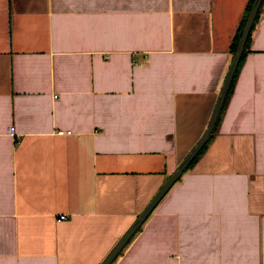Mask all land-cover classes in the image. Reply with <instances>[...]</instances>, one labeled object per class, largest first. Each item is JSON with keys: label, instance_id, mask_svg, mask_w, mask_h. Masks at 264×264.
<instances>
[{"label": "crops", "instance_id": "crops-1", "mask_svg": "<svg viewBox=\"0 0 264 264\" xmlns=\"http://www.w3.org/2000/svg\"><path fill=\"white\" fill-rule=\"evenodd\" d=\"M249 3L0 0V264L104 261L205 131ZM113 264H264V0L210 142Z\"/></svg>", "mask_w": 264, "mask_h": 264}, {"label": "water", "instance_id": "water-1", "mask_svg": "<svg viewBox=\"0 0 264 264\" xmlns=\"http://www.w3.org/2000/svg\"><path fill=\"white\" fill-rule=\"evenodd\" d=\"M263 0H254L251 6V9L248 13L246 22L240 34V38L235 50V53L232 58V62L228 69L226 78L220 90L219 96L217 98L216 104L214 106L212 115L208 122V125L203 132L202 136L190 150V152L185 156V158L178 165L176 170L169 176L163 186L159 189V191L155 194V196L151 199L148 205L144 208V210L140 213L131 227L127 230V232L123 235V237L119 240V242L115 245V247L111 250V252L107 255L104 261L101 264H113L114 261L118 258L119 254L123 251V249L128 245L130 240L135 236L138 230L142 227V225L146 222V220L150 217L154 209L158 206L161 200L165 197V195L170 191V189L180 180L184 172L187 170L192 161L196 158V156L202 151L204 146L207 144L209 138L212 136L213 130L216 127L217 121L219 119L220 113L222 111L223 105L225 103L228 91L232 84L235 72L240 63L242 54L244 52L248 37L254 25L256 16L261 7Z\"/></svg>", "mask_w": 264, "mask_h": 264}, {"label": "trees", "instance_id": "trees-1", "mask_svg": "<svg viewBox=\"0 0 264 264\" xmlns=\"http://www.w3.org/2000/svg\"><path fill=\"white\" fill-rule=\"evenodd\" d=\"M253 1H254V0H250V3H249V5H248L247 11H246V15H245V17H244V19H243V21H242V24H241V26H240V29H239L237 35H236V38H235V40H234V42H233V44H232V48H231V50H232L233 55H234V53H235V50H236V47H237V44H238V41H239V38H240V34H241L242 29H243V27H244V24H245V22H246V19H247V16H248L249 11H250V9H251V6H252V4H253ZM260 8H261V7H260ZM259 12H260V9H259L258 14H257V16H256V19L258 18ZM256 19H255V21H256ZM249 36H250V35H249ZM248 43H249V37H248V40H247V43H246V46H245L244 52H243V54H242V57H241L240 63H239V65H238V67H237V70H236V72H235V75H234V78H233L232 84H231L230 89H229V91H228V94H227V97H226L225 103H224L223 108H222V111H221V113H220V116L222 115V112L224 111V108H225V105H226V103H227V100H228V98H229V96H230V94H231V91H232V88H233V85H234V82H235V79H236V76H237L238 70H239V68H240V66H241V64H242V61H243L244 57H245L246 48H247V46H248ZM220 116H219V119H218V121H217V124H218V122H219V120H220ZM217 124H216V126H217ZM211 137H212V136H211ZM211 137L209 138L207 144L204 146V148L202 149V151H200V153L196 156V158H195V159L192 161V163L189 165V167L187 168V170H188V169H189V168H190V167L196 162V160H197V159L199 158V156L202 154V152L204 151V149L206 148V146H207L208 143L210 142ZM187 170H186V171H187ZM186 171H185L184 173H186ZM138 231H139V230H138ZM131 240H132V239H131ZM131 240H130V241H131Z\"/></svg>", "mask_w": 264, "mask_h": 264}, {"label": "built area", "instance_id": "built-area-1", "mask_svg": "<svg viewBox=\"0 0 264 264\" xmlns=\"http://www.w3.org/2000/svg\"><path fill=\"white\" fill-rule=\"evenodd\" d=\"M58 135H63V134H69V132H62V131H60V132H58L57 133ZM62 219H64V218H60L58 221H61Z\"/></svg>", "mask_w": 264, "mask_h": 264}]
</instances>
